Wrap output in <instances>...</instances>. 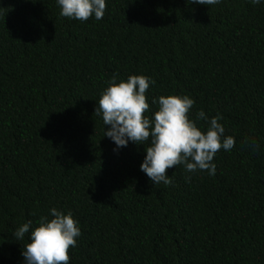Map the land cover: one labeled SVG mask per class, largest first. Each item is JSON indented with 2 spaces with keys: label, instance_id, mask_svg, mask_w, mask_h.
I'll return each mask as SVG.
<instances>
[{
  "label": "trees",
  "instance_id": "obj_1",
  "mask_svg": "<svg viewBox=\"0 0 264 264\" xmlns=\"http://www.w3.org/2000/svg\"><path fill=\"white\" fill-rule=\"evenodd\" d=\"M105 3L82 22L0 0V264H24L15 230L53 207L81 231L69 264H264V0ZM113 75L155 81L149 117L161 95L192 98L202 131L197 112L219 114L235 145L215 175L178 165L154 184L150 141L114 151L94 113Z\"/></svg>",
  "mask_w": 264,
  "mask_h": 264
},
{
  "label": "clouds",
  "instance_id": "obj_2",
  "mask_svg": "<svg viewBox=\"0 0 264 264\" xmlns=\"http://www.w3.org/2000/svg\"><path fill=\"white\" fill-rule=\"evenodd\" d=\"M189 3L215 5L220 0H188ZM259 4L261 0H251ZM60 15L69 19L87 21L94 16L100 20L106 11L105 0H57ZM113 75L107 87L100 93L94 113L102 116L104 125L109 127L104 136L110 138L117 149L126 147L131 141L135 144L149 142L144 147L146 155L140 170L154 183L171 185L166 174L168 169L182 165L188 173L207 171L215 175L216 166L212 163L215 154L223 149L231 151L235 145L232 136L224 135V127L218 121L219 114L210 120L203 110L196 114V120L207 121L206 130H201L189 113L195 101L187 95H161L153 98L158 109L151 115L146 91L155 81L144 75H130L127 80H119ZM247 143V141L245 142ZM251 146L257 148L255 140ZM50 215H42L33 226L31 220L22 223L14 232L16 240L25 239L22 256L24 264H69V249L77 244L81 235L78 222L71 211L65 214L56 208L49 210ZM51 217V218H50Z\"/></svg>",
  "mask_w": 264,
  "mask_h": 264
}]
</instances>
